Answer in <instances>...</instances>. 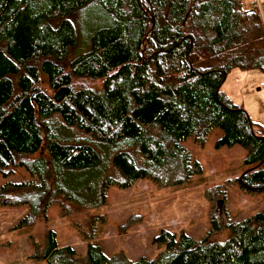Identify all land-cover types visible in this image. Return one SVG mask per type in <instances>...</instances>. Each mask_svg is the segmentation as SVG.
<instances>
[{
  "label": "trees",
  "instance_id": "16d2710c",
  "mask_svg": "<svg viewBox=\"0 0 264 264\" xmlns=\"http://www.w3.org/2000/svg\"><path fill=\"white\" fill-rule=\"evenodd\" d=\"M264 2L260 0H0V176L21 168L25 180L0 185V201L25 205L17 227L52 203L95 210L109 186L148 178L180 185L200 172L182 145L240 146L245 169L235 179L264 192V131L221 90L232 69L264 72ZM98 11L89 31L74 19ZM77 44L87 46L70 53ZM59 246L47 229L31 257L45 264H264V207L194 239L160 229L155 257Z\"/></svg>",
  "mask_w": 264,
  "mask_h": 264
},
{
  "label": "rangeland",
  "instance_id": "374dc122",
  "mask_svg": "<svg viewBox=\"0 0 264 264\" xmlns=\"http://www.w3.org/2000/svg\"><path fill=\"white\" fill-rule=\"evenodd\" d=\"M97 14L95 9L82 10L74 19L76 28L89 31ZM86 48L77 44L70 53ZM221 90L243 108L254 128L264 131V72L232 69ZM216 137L217 133L212 131L201 145L190 138L182 141L199 163L200 172L180 185L160 187L142 178L126 188L109 186L106 203L95 210L52 203L43 217L37 215L30 225L23 227L17 224L26 215V206L0 201V264H45L34 260L31 253L34 246L42 244L48 228L54 231L57 245H69L80 256L87 243L83 235L89 233V220L98 215L103 221L96 225L92 240L107 255L121 251L130 259L153 258L163 249L152 242L160 229L199 239L210 230L211 220L218 230L210 233V239H226L229 231L224 222L238 221L264 207V192H248L237 186L235 179L245 169L244 150L237 145L214 147ZM25 178V172L17 168L6 177L0 176V185L19 183Z\"/></svg>",
  "mask_w": 264,
  "mask_h": 264
}]
</instances>
